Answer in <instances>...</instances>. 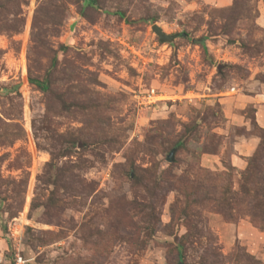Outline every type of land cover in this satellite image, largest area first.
I'll use <instances>...</instances> for the list:
<instances>
[{
  "label": "rangeland",
  "instance_id": "obj_1",
  "mask_svg": "<svg viewBox=\"0 0 264 264\" xmlns=\"http://www.w3.org/2000/svg\"><path fill=\"white\" fill-rule=\"evenodd\" d=\"M95 1L0 0V233L32 264H264V0Z\"/></svg>",
  "mask_w": 264,
  "mask_h": 264
},
{
  "label": "crops",
  "instance_id": "obj_2",
  "mask_svg": "<svg viewBox=\"0 0 264 264\" xmlns=\"http://www.w3.org/2000/svg\"><path fill=\"white\" fill-rule=\"evenodd\" d=\"M233 112V110L226 114L227 121L233 122L235 124H247L246 117L238 111ZM236 120V121H235ZM238 120H241L238 121ZM257 121L259 122L260 127H264V111L263 108H259L257 111ZM259 143V138L256 136L249 137V138H242L240 137L237 141L233 144V149L231 151V154L229 156V162L232 166H235L239 169L244 168L247 164V158L252 156L254 152L257 149ZM218 152V150H217ZM217 152L214 153H206L205 158H209V160L217 161L218 159H215V157L219 158V155ZM220 160V158H219ZM215 165V163H213Z\"/></svg>",
  "mask_w": 264,
  "mask_h": 264
},
{
  "label": "built area",
  "instance_id": "obj_3",
  "mask_svg": "<svg viewBox=\"0 0 264 264\" xmlns=\"http://www.w3.org/2000/svg\"><path fill=\"white\" fill-rule=\"evenodd\" d=\"M12 246L11 249L7 239L0 233V264H32L31 259L23 255L19 244Z\"/></svg>",
  "mask_w": 264,
  "mask_h": 264
},
{
  "label": "water",
  "instance_id": "obj_4",
  "mask_svg": "<svg viewBox=\"0 0 264 264\" xmlns=\"http://www.w3.org/2000/svg\"><path fill=\"white\" fill-rule=\"evenodd\" d=\"M152 27L154 31L158 34L161 41H172L177 36V34L165 33L157 23L153 24ZM170 159H172V157Z\"/></svg>",
  "mask_w": 264,
  "mask_h": 264
},
{
  "label": "trees",
  "instance_id": "obj_5",
  "mask_svg": "<svg viewBox=\"0 0 264 264\" xmlns=\"http://www.w3.org/2000/svg\"><path fill=\"white\" fill-rule=\"evenodd\" d=\"M87 2H88L89 4H93V5L96 4V1H95V0H87Z\"/></svg>",
  "mask_w": 264,
  "mask_h": 264
}]
</instances>
